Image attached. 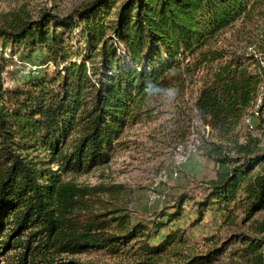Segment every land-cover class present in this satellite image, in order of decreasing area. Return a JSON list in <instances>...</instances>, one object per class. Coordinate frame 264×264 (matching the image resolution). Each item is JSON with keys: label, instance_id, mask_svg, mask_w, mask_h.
I'll return each mask as SVG.
<instances>
[{"label": "trees", "instance_id": "1", "mask_svg": "<svg viewBox=\"0 0 264 264\" xmlns=\"http://www.w3.org/2000/svg\"><path fill=\"white\" fill-rule=\"evenodd\" d=\"M257 4L89 0L58 22L44 10L34 20L15 16L0 26L2 264H89L61 256L90 250L137 258L113 264H212L218 258L223 248L182 255L177 249L186 242L184 231L173 225L187 201L196 209L194 222L208 208L232 220L238 209L249 220L264 208V152L253 138L240 143L235 132L264 81V67L254 57L213 47L225 29L250 18ZM72 41L83 46L73 51ZM35 52H44L54 71H28L20 86L4 87L1 72L12 56ZM196 71L203 75L192 109L215 132L197 146L216 166L200 197L184 192L172 210L133 221L119 208L112 216L96 212L88 189L61 181L52 170L51 163L74 173L108 163L123 128L140 121L157 98L184 90ZM262 86L255 105L260 111ZM255 231L259 238L241 235L247 240L241 255L264 264V219Z\"/></svg>", "mask_w": 264, "mask_h": 264}, {"label": "rangeland", "instance_id": "2", "mask_svg": "<svg viewBox=\"0 0 264 264\" xmlns=\"http://www.w3.org/2000/svg\"><path fill=\"white\" fill-rule=\"evenodd\" d=\"M87 2L89 0H0V26L7 27L15 16L34 20L44 10L54 15L53 23L58 22L59 18L76 11ZM241 21L225 29L213 47L222 46L229 53L254 57L264 67V0H258L250 18ZM70 46L75 51L83 45L72 41ZM35 53L38 54L30 58L21 59L20 53L12 56L13 64L1 72L4 87L20 86L27 80L28 69L54 71V63L44 62V52ZM4 54L10 55L8 48ZM251 68H255L254 64ZM202 75V71H196L194 79L186 81L184 90L162 95L157 98V102L149 105V110L140 121L128 123L115 141L108 163L95 166L85 173L62 172L55 163H51L52 170L59 174L61 181H70L88 189L89 202L96 212H112L109 214L112 216L113 210L119 208L128 213L133 221L152 220L165 208L172 210L169 208L184 192L200 197L203 188L216 177L215 164L203 156L197 147L215 137L209 123L192 109ZM259 87L253 104L246 109L235 132L240 143L253 138L257 141V148L264 152V108L260 111V106H255L260 94ZM251 119L252 123L249 124ZM180 151L184 152V158L177 156ZM195 210L192 201L185 202L183 215L173 225L184 231L186 242L177 249L182 255L223 248L212 264H253L241 255V252L246 253L242 249L245 245L243 242H247L241 240V235L260 237L255 231V224L264 219V208L254 213L249 220H243L241 209L233 213L236 216L232 220L225 217L223 210L208 208L197 222H194L198 217ZM8 253H13V249ZM61 257L89 264L137 262L135 256L110 255L102 250ZM168 260L175 261L174 258ZM59 264L66 263L61 261Z\"/></svg>", "mask_w": 264, "mask_h": 264}, {"label": "bare ground", "instance_id": "3", "mask_svg": "<svg viewBox=\"0 0 264 264\" xmlns=\"http://www.w3.org/2000/svg\"><path fill=\"white\" fill-rule=\"evenodd\" d=\"M261 89L263 90V89H264V86H262ZM262 90H261V91H262ZM261 95H262V94H261ZM260 97H261V96H260ZM258 102H259V100H258ZM247 120H248V119H247ZM177 156H180V159H181V158H184L185 154H184L183 151H180V155H177ZM160 174H161V173H160ZM162 176H163V178L166 177L165 174H163Z\"/></svg>", "mask_w": 264, "mask_h": 264}, {"label": "built area", "instance_id": "4", "mask_svg": "<svg viewBox=\"0 0 264 264\" xmlns=\"http://www.w3.org/2000/svg\"><path fill=\"white\" fill-rule=\"evenodd\" d=\"M31 69H28V71H30ZM252 123V119L250 120V122H249V124H251Z\"/></svg>", "mask_w": 264, "mask_h": 264}]
</instances>
